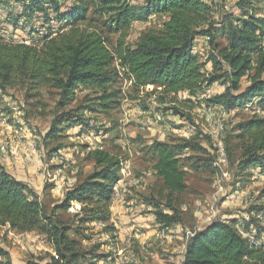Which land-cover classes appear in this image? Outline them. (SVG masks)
<instances>
[{"label": "rangeland", "instance_id": "1", "mask_svg": "<svg viewBox=\"0 0 264 264\" xmlns=\"http://www.w3.org/2000/svg\"><path fill=\"white\" fill-rule=\"evenodd\" d=\"M203 1L212 9L210 27L217 33H214L215 44L223 47L226 42L218 35L221 16L240 10L243 0ZM27 5L28 0H0V43L40 50L57 39L62 30L53 14L45 18L42 11H26ZM256 7L264 12V4ZM165 19L150 15L146 22H132L127 31L114 33L108 30L109 17L89 8L87 23L75 28L70 26L63 34L71 29L96 31L114 53L120 42L134 47L145 33L160 34ZM212 50L210 46L208 53L199 55L203 79L216 74L208 61ZM114 66L118 74L116 83L108 91L111 95L108 100H103L99 91L78 90L72 101H65L55 84L39 87L23 76L16 85L0 83V165L19 182V174L33 169L30 172L33 180L28 182L31 186L26 185L44 205L47 215L68 227L69 239L76 242L77 251L84 257L79 264H179L190 239L187 232L193 234L197 228L206 226L205 220L212 212H215L213 220L235 219L242 232L255 228L256 246L250 248H264V179L255 176L258 171L264 172V167L249 172L241 167L246 140L240 139L239 125L254 117L253 109L231 112L223 109L226 115L222 116L220 107L209 105L215 96L223 93V80L214 84L212 95H207L208 88L202 86L204 92L188 98L153 86L134 88L132 79L118 67L117 59ZM246 86L244 79L241 87ZM173 109L182 113L178 116H185L181 119L187 127L172 122L169 117ZM256 117L263 118L264 114ZM58 120L61 123L56 124ZM219 123L229 155L222 172L212 166L215 149L212 132ZM188 127L194 128L191 135ZM52 129L55 130L51 132ZM158 141L181 145L191 141L196 145L185 150L180 158L181 167L186 169V189L180 195L168 194L155 175L153 166L157 157L152 153V144ZM96 150L109 153L119 162V180L110 203L103 208L91 202L83 211L73 203L67 212L56 210L54 207L63 201L66 192L95 170L92 153ZM120 182L125 184V198L121 203ZM234 192H238V204H231L236 202L230 199ZM173 210L178 212L176 223L165 226L156 220L155 211L173 215ZM140 214L153 215L150 229L154 231V254L159 259L168 255L163 252L165 247L178 248L172 260L163 259L166 262L162 263L161 259H150L146 263L143 256L149 250L140 255L137 235L145 230L138 227L133 230L130 222ZM232 215L237 218L230 219ZM176 226L185 234L181 241L173 234ZM0 247L7 252V259L16 264H45L56 257L54 246L44 235L22 233L9 227H0Z\"/></svg>", "mask_w": 264, "mask_h": 264}, {"label": "trees", "instance_id": "2", "mask_svg": "<svg viewBox=\"0 0 264 264\" xmlns=\"http://www.w3.org/2000/svg\"><path fill=\"white\" fill-rule=\"evenodd\" d=\"M67 2L70 1L28 0L26 11H42L45 18L53 14L62 32L40 50L24 46L7 47L0 43L2 85H16L18 78L23 76L39 87L55 84L65 101H72L78 90L99 91L103 100H108L111 96L108 91L117 79L118 72L114 66L117 59L118 67L132 79L134 88L153 86L165 93L184 94L190 98L204 92L202 86L210 88L223 80V93L215 96L213 104L209 105L231 112L246 109L250 102L256 100V107L264 114V12L256 7V4H264V0H243L240 10L221 16L218 35L226 42L223 47L215 44L216 31L213 32L210 24L212 9L203 0ZM89 8L108 16V30L114 33L127 31L132 22H146L150 15L166 19L160 34L145 33L134 47L120 42L112 53L96 31L71 29L63 34L70 26L75 28L87 23ZM206 35L210 37L209 47H213L208 61L216 74L203 79L199 55L193 54L191 48ZM244 79L247 86L242 88ZM173 110V115L182 114ZM253 116L239 125L240 139L246 140L241 167L247 172L264 167V117ZM59 122L56 121V124ZM49 135L47 133L46 136ZM195 146L191 141L183 145L152 144V153L157 157L153 170L168 194L180 195L185 191V173L180 158L185 150ZM92 154L95 170L81 184L66 192L63 201L54 207L56 210L67 212L73 203L80 205L82 211L91 202L103 208L110 203L114 186L119 180V162L103 150ZM214 159L215 149L212 166ZM154 215L158 222L170 226L176 223L178 212L173 210L171 215L155 211ZM0 227L47 237L54 246L57 258L51 257L45 264H79V260L84 258L77 251L76 242L69 239L68 227L49 217L36 194L26 184L14 179L1 165ZM236 227L235 220H214L196 231L187 242L182 264H264V248L248 247L242 230ZM0 264H13L1 247Z\"/></svg>", "mask_w": 264, "mask_h": 264}, {"label": "crops", "instance_id": "3", "mask_svg": "<svg viewBox=\"0 0 264 264\" xmlns=\"http://www.w3.org/2000/svg\"><path fill=\"white\" fill-rule=\"evenodd\" d=\"M172 114V113H171ZM169 118H171L172 119V122H174V123H176V124H181V125H186L185 124V120H183V119H181V117H179L178 115H173L172 114V116L170 115V117ZM186 127H187V125H186ZM189 129H190V131H188V134L189 135H191V133H192V131L194 132V128H191V127H188ZM167 130L169 129V128H166ZM159 142V141H158ZM163 143H170V142H167V141H162ZM183 156H181V158H182ZM33 171V169H29V171L30 172H32ZM184 171H186V169H184ZM6 172L8 173V174H11L12 176H14L13 175V173H11V172H9V170L7 169L6 170ZM30 172H28V173H25V174H19V180H20V182H22V183H24V184H27L28 186H31V185H29L28 184V182H29V180H33V179H30V178H32V174L30 173ZM125 184H123V183H121L120 182V203H121V201H122V198L124 199L125 197V186H124ZM135 202V201H134ZM238 202L239 201H236V202H231V204L232 203H235V204H238ZM123 203V202H122ZM114 205H116V206H120L119 204H114ZM140 207H143V206H140ZM121 209V208H120ZM123 209V208H122ZM134 209V208H133ZM148 211H150V208H148L147 209ZM126 215H127V211L126 212H124ZM152 218H153V215L152 214H145V215H139V216H134L133 218H132V221H130V222H132L133 223V225H132V228H133V230H134V228H136V227H138V228H140V229H142V230H145V231H142V233H140V234H138L137 235V238H140L139 240V252H140V255L142 254V252H143V255H144V252H146V250L148 251V255L147 256H143V259L146 261V263L150 260V259H157L156 261H158V254L156 255V254H154V253H156L155 252V250H153L154 249V247H153V244L155 243V240L152 238L153 237V234H154V231L152 230V229H150L151 227V222H152ZM224 218H226V217H224ZM232 218H237V216H235V215H232L231 217H230V219H232ZM126 219V218H125ZM230 219H228V220H230ZM130 219H126V221H129ZM233 220H235V219H233ZM203 221V220H202ZM154 222V221H153ZM203 227H205V226H203ZM203 227H201V228H197V230H201ZM178 226H176L175 227V232L173 233L174 235H176L177 237H176V239L177 240H183V237L185 236V234H184V232L182 233L180 230H178ZM184 234V235H183ZM179 235H182L181 237H179ZM152 242H154V243H152ZM148 243H150V244H148ZM176 244V243H175ZM170 245H171V243H170ZM152 248V249H151ZM170 250V251H169ZM177 250H178V248H176V249H172L171 250V248L170 249H168V246H167V248L165 247V249L163 250V252L165 253V254H168V255H163V257H160V262L162 261V263L163 262H166V261H163V259H170V260H172V256H173V254H177ZM142 256H140V257H142ZM162 256V255H161ZM138 260H140L139 258H138ZM13 264H16L15 262H12ZM175 264V263H174Z\"/></svg>", "mask_w": 264, "mask_h": 264}, {"label": "built area", "instance_id": "4", "mask_svg": "<svg viewBox=\"0 0 264 264\" xmlns=\"http://www.w3.org/2000/svg\"><path fill=\"white\" fill-rule=\"evenodd\" d=\"M49 32H47L46 34H48ZM209 43H210V37L209 36H204L202 37L201 41L198 40L196 41L192 48L191 51L193 54L195 55H201L205 52L208 53V49H209ZM214 85H212L210 88L207 89V95H212L213 93V88ZM256 100H253L252 102H250L246 109H253V114L255 115H261L262 111L256 107ZM219 112L221 113L222 116H225L226 114L224 113L223 108H219ZM222 125L221 123H219L217 130H215L214 132H212L213 135V142H214V147H215V159L213 162V168L220 170V172L223 171V168L227 165V153H226V148H225V144L223 142L222 139ZM255 176L259 179H264V172H256ZM230 199L232 200H239V196H238V192H234ZM77 209H79V207H75ZM214 216H215V212L211 213V216L206 218V225L211 224L214 220ZM198 231V230H197ZM196 232V231H195ZM187 235L190 236V238L194 235V233L192 234L191 232H187ZM243 237L247 240L248 246L249 247H253L256 246V243H254V237L257 235V230L253 227H250L249 230L242 232ZM262 244H264V238H262ZM185 252V249H184ZM183 257H184V253L182 254V258L179 264H182L183 262ZM57 258V257H55Z\"/></svg>", "mask_w": 264, "mask_h": 264}]
</instances>
